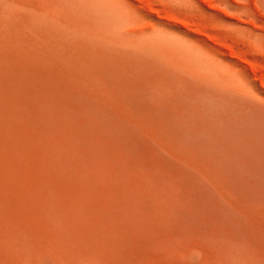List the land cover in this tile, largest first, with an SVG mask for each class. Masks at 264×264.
Here are the masks:
<instances>
[{"label":"rangeland","instance_id":"374dc122","mask_svg":"<svg viewBox=\"0 0 264 264\" xmlns=\"http://www.w3.org/2000/svg\"><path fill=\"white\" fill-rule=\"evenodd\" d=\"M198 11L0 0V264H264V0Z\"/></svg>","mask_w":264,"mask_h":264},{"label":"snow or ice","instance_id":"6c2138e0","mask_svg":"<svg viewBox=\"0 0 264 264\" xmlns=\"http://www.w3.org/2000/svg\"><path fill=\"white\" fill-rule=\"evenodd\" d=\"M176 5V10L179 12H187L190 14H199V0H174ZM155 31V29H153ZM219 71L226 76V78L234 79L240 86L247 87L246 85L242 84L237 75L233 73L230 69L220 68Z\"/></svg>","mask_w":264,"mask_h":264}]
</instances>
